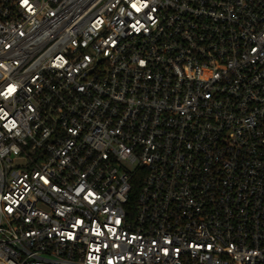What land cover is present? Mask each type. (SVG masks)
Segmentation results:
<instances>
[{"label":"built area","instance_id":"1","mask_svg":"<svg viewBox=\"0 0 264 264\" xmlns=\"http://www.w3.org/2000/svg\"><path fill=\"white\" fill-rule=\"evenodd\" d=\"M0 264H264V0H0Z\"/></svg>","mask_w":264,"mask_h":264},{"label":"trees","instance_id":"2","mask_svg":"<svg viewBox=\"0 0 264 264\" xmlns=\"http://www.w3.org/2000/svg\"><path fill=\"white\" fill-rule=\"evenodd\" d=\"M142 181H143L142 176L141 177L139 176L132 183V190L130 192L129 202L127 204L128 208L134 207V204L136 203V198H137L138 192L140 190V186L142 184Z\"/></svg>","mask_w":264,"mask_h":264}]
</instances>
